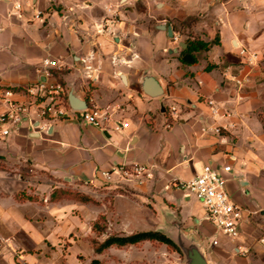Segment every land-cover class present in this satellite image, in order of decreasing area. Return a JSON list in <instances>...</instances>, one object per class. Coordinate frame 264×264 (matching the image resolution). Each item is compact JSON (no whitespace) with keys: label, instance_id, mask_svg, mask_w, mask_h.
<instances>
[{"label":"crops","instance_id":"1","mask_svg":"<svg viewBox=\"0 0 264 264\" xmlns=\"http://www.w3.org/2000/svg\"><path fill=\"white\" fill-rule=\"evenodd\" d=\"M193 41L214 44L183 65L179 55ZM241 48L264 54V0H0V89L29 103L26 88L50 81V71L67 101L72 93L107 118L101 129L74 114L41 118L30 107L17 129L0 136V255L29 254L56 238L48 195L34 202V184L96 186L106 183L103 172L141 165L151 168L155 196L174 206L158 205L162 226L153 231L193 239L182 223L195 234L206 224L222 238L216 252L201 249L208 264H264V59L249 66ZM146 78L160 96L143 92ZM208 99L226 116L212 118ZM5 109L0 103V114ZM208 164L231 167L222 173L227 192L249 212L236 240L173 188ZM119 179L115 172L109 183Z\"/></svg>","mask_w":264,"mask_h":264},{"label":"rangeland","instance_id":"2","mask_svg":"<svg viewBox=\"0 0 264 264\" xmlns=\"http://www.w3.org/2000/svg\"><path fill=\"white\" fill-rule=\"evenodd\" d=\"M37 174H33L35 183L43 181L37 180ZM153 182V177L130 181L120 178L95 186L51 180L42 190L34 184L30 188L34 202L42 203L41 194L48 195L49 226L56 238L45 240L44 245L30 249L29 254L19 250L0 255V264H181L183 253L157 242L95 252L108 236L153 231L162 226L158 205L165 209L174 206L155 196L159 192ZM182 229L194 237L193 244L206 252H216L222 246V238L213 239L214 230L206 224L197 234L184 223ZM214 240L219 245H213Z\"/></svg>","mask_w":264,"mask_h":264},{"label":"built area","instance_id":"3","mask_svg":"<svg viewBox=\"0 0 264 264\" xmlns=\"http://www.w3.org/2000/svg\"><path fill=\"white\" fill-rule=\"evenodd\" d=\"M20 9V5L15 6ZM240 57L249 66L256 65L264 59V54L258 55L245 48L238 51ZM85 71L93 70L89 62H85ZM43 65L49 68H57L56 62L44 60ZM45 77L50 81H40L33 86L26 88V94L29 97V103L16 102L12 99L15 94L10 89H0V103L6 106L3 113L0 114V136H8L12 130L17 129L25 116L29 113V108L36 109V115L50 120H62L69 114L78 115L81 122L104 129L107 122L106 114L93 105H87L83 110L75 111L68 106L67 93L64 86L54 80L50 71L45 72ZM89 79L95 80V76L87 75ZM242 82H238L241 85ZM212 118H222L226 116L219 104L214 100H206ZM175 111L174 108L171 109ZM222 127L217 125L213 131L219 135ZM117 172L120 178L130 181L131 178H150L152 177L151 168L141 165H133L129 168H116L111 172H103L102 177L106 182L111 181L113 173ZM232 172L230 166H224L222 172L211 165H204L196 175L188 181L174 182L173 188L181 192L185 198H194L202 207L206 221L221 235L236 240L241 227L247 220L249 212L236 204L227 192V179L223 174ZM223 173V174H222ZM213 245L218 242L214 240ZM264 248V238L260 240Z\"/></svg>","mask_w":264,"mask_h":264},{"label":"trees","instance_id":"4","mask_svg":"<svg viewBox=\"0 0 264 264\" xmlns=\"http://www.w3.org/2000/svg\"><path fill=\"white\" fill-rule=\"evenodd\" d=\"M212 44H214V42L202 43L199 41H193L189 43L187 47L183 49L179 55L180 62L183 65H192L196 63L197 59L194 53L200 50H207ZM145 241L164 244L168 247L173 248L176 251H179L177 246L162 233L158 231H139L123 236H115V235L108 236L104 241H102L97 246L95 252L101 253L103 250H106L111 247L121 248L126 246H134Z\"/></svg>","mask_w":264,"mask_h":264},{"label":"water","instance_id":"5","mask_svg":"<svg viewBox=\"0 0 264 264\" xmlns=\"http://www.w3.org/2000/svg\"><path fill=\"white\" fill-rule=\"evenodd\" d=\"M167 33L169 37H172V31L170 28L167 29ZM142 89L145 94L151 97H157L161 95V89L159 85L152 78H146L144 80ZM68 104L69 107L75 111L83 110L84 108H86V103L75 97L72 93H70L68 96ZM160 233L169 238L177 246L179 251L184 254L183 264H208L201 248L193 244V242L191 241L192 239H185L183 237L171 238L163 232Z\"/></svg>","mask_w":264,"mask_h":264}]
</instances>
